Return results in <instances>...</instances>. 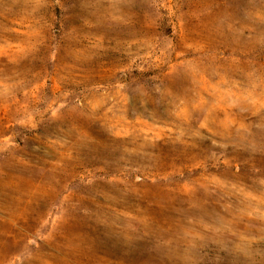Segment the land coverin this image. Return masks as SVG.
<instances>
[{"label": "rangeland", "instance_id": "rangeland-1", "mask_svg": "<svg viewBox=\"0 0 264 264\" xmlns=\"http://www.w3.org/2000/svg\"><path fill=\"white\" fill-rule=\"evenodd\" d=\"M0 264H264V0H0Z\"/></svg>", "mask_w": 264, "mask_h": 264}]
</instances>
